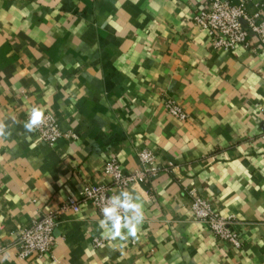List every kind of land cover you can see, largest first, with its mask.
Returning a JSON list of instances; mask_svg holds the SVG:
<instances>
[{
  "label": "crops",
  "instance_id": "0c3cea01",
  "mask_svg": "<svg viewBox=\"0 0 264 264\" xmlns=\"http://www.w3.org/2000/svg\"><path fill=\"white\" fill-rule=\"evenodd\" d=\"M211 1L0 0V264H264V44L213 49L195 23ZM34 107L77 138L28 133ZM145 150L159 173L126 190L143 205L138 239L104 237L82 205L58 219L52 257H18L19 228L111 185L113 158L141 170ZM194 197L232 219L240 248L195 220Z\"/></svg>",
  "mask_w": 264,
  "mask_h": 264
},
{
  "label": "built area",
  "instance_id": "2783aa9c",
  "mask_svg": "<svg viewBox=\"0 0 264 264\" xmlns=\"http://www.w3.org/2000/svg\"><path fill=\"white\" fill-rule=\"evenodd\" d=\"M196 25L208 33L211 47L215 50L231 52L238 47H247L251 37L264 44V1L255 5V12L250 13L249 1L231 2L227 0H212L208 11L195 17ZM168 114L180 120H186V112L173 100L166 102ZM264 113V108L261 109ZM44 123L34 132L42 141L53 146L61 140L76 139L71 132H64L55 117L44 114ZM142 169L134 173L125 171L120 162L113 158L104 165V173L112 178L111 185L87 187L78 199L70 198L59 209L52 210L32 219L27 225L19 228L17 237L18 257L25 261L39 262L46 257H52L56 246L55 230L58 219L68 209L78 212L82 205H91L101 219L102 209L108 198L116 195L115 191H125L138 183H145L159 173L154 167L155 155L150 151L138 153ZM196 221L207 225L221 240L227 241L236 248L241 247V240L233 228L231 218L216 213L210 202L202 197H194L191 207ZM95 247H100L103 241L93 239ZM6 251V246L0 240V254Z\"/></svg>",
  "mask_w": 264,
  "mask_h": 264
},
{
  "label": "clouds",
  "instance_id": "9594fccd",
  "mask_svg": "<svg viewBox=\"0 0 264 264\" xmlns=\"http://www.w3.org/2000/svg\"><path fill=\"white\" fill-rule=\"evenodd\" d=\"M44 119V112L39 107H34L29 119L24 122V129L32 133L44 123ZM6 127L0 123V137L6 134ZM138 201V197L126 190L108 198L102 209L103 218L98 222L104 237L120 241L138 239V232L144 221L143 205Z\"/></svg>",
  "mask_w": 264,
  "mask_h": 264
}]
</instances>
